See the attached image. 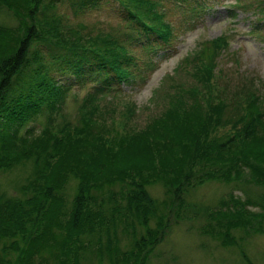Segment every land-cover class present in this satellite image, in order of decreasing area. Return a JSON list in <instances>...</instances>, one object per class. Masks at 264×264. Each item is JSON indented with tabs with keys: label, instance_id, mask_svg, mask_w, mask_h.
<instances>
[{
	"label": "trees",
	"instance_id": "trees-1",
	"mask_svg": "<svg viewBox=\"0 0 264 264\" xmlns=\"http://www.w3.org/2000/svg\"><path fill=\"white\" fill-rule=\"evenodd\" d=\"M118 1L138 39L164 38L159 0ZM54 2L0 0L18 21L0 24V172L28 168L21 196L0 193V264H148L170 217L188 208L185 195L197 185L246 175L264 189L261 87L242 93L219 81L214 66L204 65L200 76L207 92L181 88L170 98L174 106L146 128H137L135 104L126 103L120 130L100 91L80 105L77 121L58 118L70 84L55 71L113 90L141 68L124 39L69 26ZM155 184L164 187L161 200L149 194ZM229 202L207 216H240L243 231L264 216L248 208L258 204L251 196ZM260 202L264 208V197ZM235 226L219 236L229 245L236 244L229 234Z\"/></svg>",
	"mask_w": 264,
	"mask_h": 264
},
{
	"label": "rangeland",
	"instance_id": "rangeland-1",
	"mask_svg": "<svg viewBox=\"0 0 264 264\" xmlns=\"http://www.w3.org/2000/svg\"><path fill=\"white\" fill-rule=\"evenodd\" d=\"M55 2L54 13L58 16L66 17L76 25L83 22L92 27L87 31L96 32L97 28H106L124 39L139 56L141 68L135 67L136 82L127 85L114 82L113 90L99 89L101 81L89 76L81 80L68 72L55 71L57 78L70 84L64 104L68 121H77L84 96L100 91L103 103L111 104L114 109V123L118 128L125 121L120 102L125 97L137 105V128H146L164 110L174 106L170 98L181 88L189 89L194 85L193 88L208 91L209 86L200 80V76L207 71L204 68L206 64L214 66L216 73L224 74L232 87L242 90V93L249 88L248 80H255L264 96V0H161L160 9L165 12V20L169 19L179 33L173 45L150 43L145 34L138 39L118 0ZM0 24L17 26L18 21L7 8L2 7ZM218 37L229 38L230 47L217 49L214 39ZM212 80L215 82V79ZM72 90L76 92L75 96L71 95ZM167 92H170L168 97ZM182 92L187 99L196 98L185 90ZM209 94L212 95V92ZM226 112L229 113V110ZM45 124L43 119L36 124L38 132ZM121 133L124 134L123 131ZM117 134L120 135L113 132V136ZM27 171L28 168L19 167L0 172V193L21 196L19 186ZM149 194L161 200L165 197L164 187L155 184L149 188ZM231 194L234 196L231 197ZM247 196L258 203L248 208L257 212L264 210L260 202L264 189L252 183L246 175L236 177L229 183L220 179L209 180L191 189L185 198L189 204L197 207L196 210L183 208L170 217L148 264H264V216L255 222V228L259 229L251 227L250 231L239 230L237 225L240 227L243 223L240 216H207L212 209L226 208L221 204L228 202L232 206L229 202L231 199H244ZM231 223L236 224L229 233L236 244L229 245L219 236Z\"/></svg>",
	"mask_w": 264,
	"mask_h": 264
}]
</instances>
